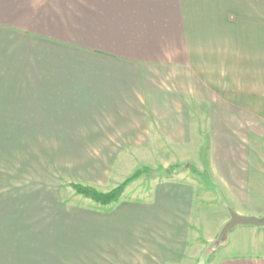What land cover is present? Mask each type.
I'll list each match as a JSON object with an SVG mask.
<instances>
[{"label":"crops","instance_id":"0c3cea01","mask_svg":"<svg viewBox=\"0 0 264 264\" xmlns=\"http://www.w3.org/2000/svg\"><path fill=\"white\" fill-rule=\"evenodd\" d=\"M0 108L68 140L93 186L166 172L89 212L87 244L15 245L0 264H264V227L212 247L230 212L264 216V2L0 0Z\"/></svg>","mask_w":264,"mask_h":264},{"label":"rangeland","instance_id":"374dc122","mask_svg":"<svg viewBox=\"0 0 264 264\" xmlns=\"http://www.w3.org/2000/svg\"><path fill=\"white\" fill-rule=\"evenodd\" d=\"M31 118L38 119L35 115ZM40 126V122L0 121V249L5 253L15 245L35 250L45 249L46 244L56 241L87 244L92 236L89 212L114 210L116 205L102 208L75 194L69 185L79 183L105 193L142 169L137 166L136 171L116 186L98 187L83 182L77 178L84 174L86 165H78L73 161L76 156L66 154L67 149L63 146L69 141L39 137ZM27 128L35 131L30 132ZM198 159L203 163V155ZM186 164L193 167L194 156L187 159ZM148 166L144 168L151 170V176L142 175L129 183L126 187L129 189L121 199L143 198L156 179L166 177L164 170H152ZM200 176L203 179V174ZM203 263L205 260L202 259L199 264Z\"/></svg>","mask_w":264,"mask_h":264},{"label":"trees","instance_id":"16d2710c","mask_svg":"<svg viewBox=\"0 0 264 264\" xmlns=\"http://www.w3.org/2000/svg\"><path fill=\"white\" fill-rule=\"evenodd\" d=\"M170 170H173V168L171 167L169 171ZM150 174H152V172L148 168H142L140 170H137L132 176L127 178L122 184L118 185L114 189L105 193L100 192L94 189L93 187L79 183L70 184L69 187L78 196L88 199L102 208H106L119 202L129 183L137 180L142 175H144L146 178H149L151 176Z\"/></svg>","mask_w":264,"mask_h":264},{"label":"water","instance_id":"95a60500","mask_svg":"<svg viewBox=\"0 0 264 264\" xmlns=\"http://www.w3.org/2000/svg\"><path fill=\"white\" fill-rule=\"evenodd\" d=\"M229 221L222 228L215 246L225 241L227 233L235 227H254L263 228L264 227V216L262 217H244L236 215L233 212L229 213Z\"/></svg>","mask_w":264,"mask_h":264}]
</instances>
